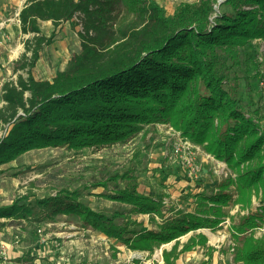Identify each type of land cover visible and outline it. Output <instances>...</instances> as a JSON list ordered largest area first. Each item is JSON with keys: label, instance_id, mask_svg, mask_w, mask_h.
Wrapping results in <instances>:
<instances>
[{"label": "trees", "instance_id": "1", "mask_svg": "<svg viewBox=\"0 0 264 264\" xmlns=\"http://www.w3.org/2000/svg\"><path fill=\"white\" fill-rule=\"evenodd\" d=\"M199 0L180 4L166 15L154 0H26L18 12L23 33H32L13 71L26 77L1 86L0 165L29 149H70L123 145L146 125L168 124L236 173L216 191L192 195L193 211L163 209L161 199L138 189L134 171L107 172L96 183L101 196L129 209H92L77 189L62 188L29 204L0 208V217L39 225L54 216H71L82 226L124 245L148 251L175 240L162 251L173 264L178 238L201 228L214 229L225 217L242 264H264V113L251 97L230 84L236 59L254 39H264V0ZM122 12L131 15L125 21ZM76 19L79 50L50 80L31 75L43 46L62 23ZM50 21L44 35L39 23ZM242 48L241 53L239 49ZM250 50V49H249ZM28 54V55H27ZM251 65V62L248 63ZM258 75V73H257ZM256 81L257 78H254ZM259 209L253 211L252 197ZM248 208L230 215L229 206ZM175 211V214L170 212ZM133 215H147L144 221ZM199 233L183 245L205 243Z\"/></svg>", "mask_w": 264, "mask_h": 264}, {"label": "rangeland", "instance_id": "2", "mask_svg": "<svg viewBox=\"0 0 264 264\" xmlns=\"http://www.w3.org/2000/svg\"><path fill=\"white\" fill-rule=\"evenodd\" d=\"M8 1L11 4L16 3L14 8L17 4L25 2ZM154 1L164 9L166 15H171L180 4L196 3L199 0ZM221 1L218 0L214 5L216 12ZM131 17L122 12L121 19L127 21ZM76 21L73 19L62 23L54 30L53 35H51L53 27L49 22L40 23L41 31L47 37L51 35L52 42L43 46L39 53V59L31 71L35 79L50 80L56 71L67 66L71 55L78 52L79 26L76 25ZM31 37L32 35L19 36L15 39L8 57H12V60L20 58L24 51V40ZM244 49L247 50V54L241 53V48L238 50L241 54L236 59L228 60L229 63L238 60V65L233 66L237 79H232L230 84L241 89L247 97L250 96L252 103L264 113V39H254L250 50L247 46ZM249 62L251 65H248ZM6 67L2 74L5 81L16 79L17 73L11 71L9 63ZM18 74L26 77L24 71ZM257 77L256 81L254 78ZM4 133V126L0 124V138ZM179 136H182L181 133L174 127L157 123L146 125L141 134L123 145L78 150L67 146H47L26 150L16 159L0 165V208L14 204H29L34 199L46 195L54 197L60 189L66 188L69 191L77 189L80 193L79 200L92 209L105 211L129 209L124 204L101 196V193L113 188L112 183L108 184L107 190H103L96 183L105 179L107 172L122 173L131 170L134 171L138 189L161 199L163 209L193 211L192 195L216 191L220 182L228 177L234 180L236 173L224 162L204 151L201 146L192 143L194 146L188 157L198 170L190 174L187 164L172 153L173 144ZM259 207L258 198L253 196L250 209L255 211ZM225 209H228L230 215L236 213L245 215L248 212V208L239 205ZM171 214H175V211L170 212ZM135 216L133 215V218ZM136 218L144 221L145 227H154V224L147 223V215H137ZM231 226V220L225 217L214 229L201 228L180 236L173 255V264H242L234 258L237 243L233 239ZM38 228L44 241L46 239L54 241L58 235L72 233V255L84 258L82 264L84 261L87 264H164L162 251H169L175 243V240H172L161 244L154 248L150 255L148 251L130 250L115 240H106L100 233L82 226L71 216L57 215L39 225L25 222L24 219L0 217L1 239L6 238L8 234H11V237L17 235L19 242L22 238L32 235L40 237L37 233ZM197 233L205 237V243H197L184 249L183 245L188 238ZM263 233L264 222L254 229L253 236L259 238ZM54 245L59 246L58 241L54 242Z\"/></svg>", "mask_w": 264, "mask_h": 264}, {"label": "crops", "instance_id": "3", "mask_svg": "<svg viewBox=\"0 0 264 264\" xmlns=\"http://www.w3.org/2000/svg\"><path fill=\"white\" fill-rule=\"evenodd\" d=\"M24 3L17 4L14 8L16 3L11 4L8 0H0V93L1 86L5 82L2 74L4 70L7 69L6 65L9 63L13 73L21 72L19 70L16 72L13 71V63L17 59L12 60V57H8L9 52H12L15 39L19 36L25 37L33 35L29 32L23 33L20 28L18 12L23 7ZM44 22H49L51 24L50 21ZM28 38L23 42L24 51L25 43L29 40ZM20 45H22V43ZM16 46L17 44H15V47ZM16 236L17 235L11 237V234H8L4 239H1L0 236V241L5 243L7 251V258L5 260L0 258V264H82V260H85L82 257L79 258L72 255V233L64 236L58 235L55 237L54 241L52 239H46V241L43 242L40 241V237L36 235L22 238L20 242L18 238V241L15 242ZM102 236L105 237L104 235ZM105 239L110 240L106 237ZM57 241L59 246L56 247L54 242ZM84 264H87V262L84 261Z\"/></svg>", "mask_w": 264, "mask_h": 264}, {"label": "built area", "instance_id": "4", "mask_svg": "<svg viewBox=\"0 0 264 264\" xmlns=\"http://www.w3.org/2000/svg\"><path fill=\"white\" fill-rule=\"evenodd\" d=\"M190 142L186 137L179 136L173 144L172 153L175 157L181 158L182 162L186 163L187 166L190 168V174H193L197 172L198 167L194 163H192L190 157H188V153H190V151L194 146L192 142L191 143ZM37 233L39 234V236L41 235V230L39 228L37 229ZM17 241H18V237L16 236L15 242ZM40 241L42 242L44 241L42 236H40ZM0 258L4 260L7 258L6 245L2 241H0Z\"/></svg>", "mask_w": 264, "mask_h": 264}]
</instances>
